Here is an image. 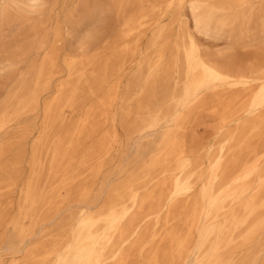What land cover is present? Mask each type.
Returning <instances> with one entry per match:
<instances>
[{
	"label": "bare ground",
	"instance_id": "bare-ground-1",
	"mask_svg": "<svg viewBox=\"0 0 264 264\" xmlns=\"http://www.w3.org/2000/svg\"><path fill=\"white\" fill-rule=\"evenodd\" d=\"M42 4L3 0L0 22ZM79 7L67 22L88 33L82 49L60 69V28L45 35L32 81L0 103V250L21 254L8 264H264V0ZM202 112L215 143L187 135ZM136 136L150 148L95 206L107 159Z\"/></svg>",
	"mask_w": 264,
	"mask_h": 264
},
{
	"label": "rangeland",
	"instance_id": "rangeland-1",
	"mask_svg": "<svg viewBox=\"0 0 264 264\" xmlns=\"http://www.w3.org/2000/svg\"><path fill=\"white\" fill-rule=\"evenodd\" d=\"M2 2L3 0H0V3ZM42 2L43 4L39 7L40 10L37 12H24L15 16L13 15L8 21L0 22V103L8 97L9 93L14 90L21 81H32L36 66L42 61L45 53V48L40 49L38 46V42L41 38L47 35V43H51L54 39L55 30L60 28L61 41L57 43V48L60 53L58 61L59 68L61 69L64 68L62 61L64 55L80 51L82 49V40L88 35L87 32L78 28L75 23L67 22L69 13H74L73 20H76V12L80 10L79 0H42ZM111 22L103 26L102 31H107L112 34ZM94 28L95 26H92L90 30ZM202 42L205 47L213 51L223 47V44L210 39L202 40ZM147 44V37H145L140 42L141 51H148ZM10 61L13 65L8 68L6 65ZM125 67H128L126 70L127 77H125L123 83L121 82L120 84L121 91L125 89L128 74L131 75L134 72L136 63L130 64V62H128ZM46 97L47 94L42 96V102ZM86 104L89 103L87 102ZM39 120L40 118L35 120L31 119L29 121L35 123L39 122ZM129 121L130 119L128 122ZM119 123L120 117L118 125L121 135L125 137L124 129ZM214 124H216L214 119H212L207 112H202L187 126V135L189 138H194L196 141H201L203 144L215 143L219 138V134L216 133ZM150 138L152 139L153 137L145 139L140 136L132 137L129 141L122 144L119 151L114 152L113 156L107 159L104 173L98 180L97 186L94 188L95 193L99 196L95 206H101L108 199L112 194L110 187L113 184L125 180L136 171L141 163V157L136 155L137 146L148 144L149 147L147 146L145 149L147 150L151 146ZM32 139L33 135L27 140L28 152H30L31 149ZM25 169H27L26 164ZM77 185L78 183L73 186L72 190L73 196L76 199L79 194ZM71 209H75V207H71ZM67 210L68 209L64 210L65 213H63L62 216L67 214ZM42 227V231H48L53 229L55 225L52 221H46L42 224ZM40 236L41 235L38 233L37 237L39 238ZM43 239L47 240V237H43ZM20 255H13L10 251H7L5 247H2L0 250V261L3 264H8L13 257ZM19 259H21V257H19ZM188 264H191V262Z\"/></svg>",
	"mask_w": 264,
	"mask_h": 264
}]
</instances>
